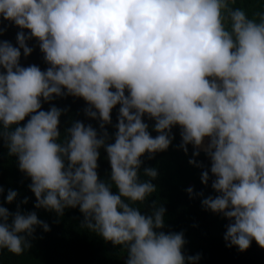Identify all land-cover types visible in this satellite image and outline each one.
<instances>
[{
  "label": "clouds",
  "instance_id": "9594fccd",
  "mask_svg": "<svg viewBox=\"0 0 264 264\" xmlns=\"http://www.w3.org/2000/svg\"><path fill=\"white\" fill-rule=\"evenodd\" d=\"M228 5L0 0V17L21 29L16 46L0 40V141L30 178L35 209L63 216L78 208L81 227L121 247L125 264H198L199 254L183 253V232L162 231L164 207L153 202L151 213L142 214L133 206L156 191L151 179H140L141 157L167 150L179 126L185 154L192 145L193 157L203 151L210 160L201 182L211 179L217 195L203 198L202 206L228 220L226 246L245 251L255 240L264 248V16L258 23ZM4 31L0 27V35ZM32 39L45 70L20 64L21 50L25 57L33 51ZM64 96L82 98L99 130L75 121L61 140L66 110L41 109L42 101ZM117 105L110 137L106 126ZM101 148L111 168L108 180L97 171ZM189 163L203 167L195 159ZM144 175L154 179L157 171L145 167ZM18 195L9 189L5 202ZM27 203L25 197L21 204ZM37 227L50 231L36 211L17 204L13 212L0 203V250L22 254Z\"/></svg>",
  "mask_w": 264,
  "mask_h": 264
},
{
  "label": "trees",
  "instance_id": "16d2710c",
  "mask_svg": "<svg viewBox=\"0 0 264 264\" xmlns=\"http://www.w3.org/2000/svg\"><path fill=\"white\" fill-rule=\"evenodd\" d=\"M229 9L242 10L249 19L260 22L264 16V0H229ZM227 17V11L224 12ZM226 27H230V20H225ZM0 27L5 31L0 35V40L10 41L16 46V35L20 28L12 22L3 20L0 17ZM26 33L28 30H24ZM28 46L33 48L32 53L25 57L21 50V66L37 65L41 70H45L48 65L44 61V55L40 51L39 43L36 39L28 41ZM55 105L66 110L60 117L59 131L61 140L66 129L71 127L75 121L91 124L99 130L97 120L87 117L84 109L87 107L82 98L73 96L55 97L50 103L42 101L41 110H49ZM119 105L113 108L111 117L112 124L107 125V131L114 136L116 131L114 125L117 123ZM30 117H26L21 122V126ZM149 124V131L153 136L157 135L152 131L154 121L144 117ZM175 139L165 151L157 152L152 158L146 153L141 157L143 164L140 168V179L149 180L156 186L153 192L142 203H136L142 214H150L153 202L157 207L166 209L164 215V228L162 231L183 232L186 241L183 253L185 256L199 254L198 264H264V248H261L255 240L249 248L240 251L238 247L226 246L224 234L228 220L221 214L205 210L202 206V199L207 196H215L217 193L211 187V179L208 185L201 182V174L210 168V160L201 151L199 156L193 157V147L188 145V152L179 147L181 136L179 126L172 129ZM110 142H114V139ZM98 159V175L101 180H108L111 172L107 154L103 148L100 150ZM190 159H195L203 167H196L189 163ZM156 169V178L144 175V168ZM211 175V174H210ZM31 183L24 173L18 168L17 158L8 154V149L0 141V187L4 189V195L0 196V203H3L10 211H16L17 204H20L24 211H36L38 218L46 222L50 231L45 232L43 228L37 227L34 233L35 238H29L31 247L25 249L22 254H13L7 249L0 250V264H125L126 253L119 247H114L110 242H105L102 237L91 232L87 228L81 227L83 215L78 208H68L63 216H57L53 211L35 209V196L28 188ZM188 188L193 189L190 195ZM9 189L18 192L16 201L12 204L5 202V197ZM112 191L117 190L113 186ZM203 193V196L198 195ZM27 197L28 203L21 204Z\"/></svg>",
  "mask_w": 264,
  "mask_h": 264
}]
</instances>
